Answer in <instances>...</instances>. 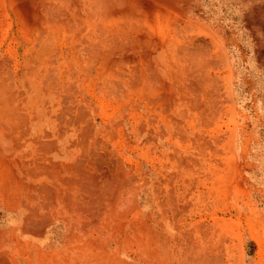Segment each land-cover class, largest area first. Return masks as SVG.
<instances>
[{"label": "rangeland", "instance_id": "rangeland-1", "mask_svg": "<svg viewBox=\"0 0 264 264\" xmlns=\"http://www.w3.org/2000/svg\"><path fill=\"white\" fill-rule=\"evenodd\" d=\"M98 1L0 0L5 264H264V0Z\"/></svg>", "mask_w": 264, "mask_h": 264}, {"label": "bare ground", "instance_id": "bare-ground-1", "mask_svg": "<svg viewBox=\"0 0 264 264\" xmlns=\"http://www.w3.org/2000/svg\"><path fill=\"white\" fill-rule=\"evenodd\" d=\"M97 1H98V0H97ZM99 1H100V2H99ZM99 1H98L99 4H105V5H107V7H108L109 4H106V3H108L109 0H106V1L99 0ZM101 1H102V2H101ZM112 1H113V0H110L109 3H111ZM87 2H88V1H87ZM105 2H106V3H105ZM122 2H123V1H122ZM90 3H91V1H89V4H90ZM92 3H93V2H92ZM45 4H46V3H45ZM45 4H44V5H45ZM96 4H97V3L95 2V4H93V6L96 5ZM99 4H98V6H99ZM111 4H112V3H111ZM49 5H50V4H49ZM49 5H48V6H49ZM101 6H102V5H101ZM101 6H100V7H101ZM45 7H46V6H45ZM90 7H91V5H90ZM95 7H96V6H95ZM95 7H94V9H93L94 11L97 10V9L95 10ZM102 7L104 8V6H102ZM102 7H101V8H102ZM12 8H13V7H12ZM96 8H97V7H96ZM103 8H102V10H103V11H106V10H105V9H107L106 6H105V9H103ZM135 8H138V7H135ZM10 9H11V8H10ZM86 9H87V8H86ZM90 9H91V8H90ZM132 9H134V8H132ZM87 10H88V9H87ZM102 10H101V11H102ZM90 11H91V10H90ZM90 11H89V14H90ZM101 11H99V12L101 13ZM110 11H111V10L106 11V12L108 13V12H110ZM133 11H134V10H133ZM147 11H148V10H147ZM97 12H98V11H97ZM135 12H136V9H135ZM14 13H15V12H14ZM132 13H133V12H132ZM16 14H17V13H16ZM19 14H20V13H19ZM91 14L93 15L94 13H91ZM97 14H98V13H97ZM104 14H105V12H104ZM108 14H110V13H108ZM108 14H107V15H108ZM124 14H125V13H124ZM126 14H127V13H126ZM98 15H99V14H98ZM98 15H96V13H95V16L98 17ZM143 15H144V14H143ZM143 15H142V16H143ZM23 16H24V15H23ZM23 16H22V17H23ZM41 16H43V14H41ZM100 16H102V15H100ZM105 16H106V14H105ZM113 16H114V15H113ZM126 16H127V15H126ZM159 16H160V15H159ZM159 16H158V17H159ZM15 17H16V16H15ZM22 17H21V18H22ZM97 17H96V19H97ZM106 17H107V16H106ZM106 17H105V18H106ZM108 17H109V18H108ZM108 17H107V18H108V21H106L107 19L103 18V19H105V21H106V22H105V28H107V24H106V23L109 22L108 25L110 24L109 19H110V18L113 19V18L111 17V15L108 16ZM118 17H119V15H118ZM160 17H161V16H160ZM44 18H45V17H44ZM51 18H52V17H51ZM57 18H58V17H57ZM57 18H56V19H57ZM89 18H90V17H89ZM114 18H115V17H114ZM98 19H100V18H98ZM111 19H110V20H111ZM45 20H46V19H45ZM57 20H58V19H57ZM116 20H118V19H116ZM148 20H149V19H148ZM52 21H53V18H52ZM103 21H104V20H103ZM50 22H51V21H50ZM53 23H56V21L53 22ZM100 23L104 25V22H100ZM62 24H63V23H62ZM98 24H99V22H98ZM36 25H37V24H36ZM54 25H55V24H54ZM159 25H160V24H159ZM178 25H179V24H178ZM38 26H39V27H38ZM38 26H37L38 28H36V32H37V33H38V32H39V33L41 32V34H42V33H43V32H42V30H43V29H42V25L39 24ZM55 26H56V25H55ZM55 26L53 27L54 30H55L56 28H57V30H58V27H55ZM60 26H61V27H64V25H63V26L60 25ZM98 26H99V25H98ZM101 26H102V25H101ZM53 28H52V29H53ZM103 28H104V27H103ZM60 29H62V28H60ZM77 29H78V28H77ZM95 29H96V28H95ZM20 30H21V29H20ZM57 30H56V32H57ZM63 30H65V28L62 29V31H63ZM60 31H61V30H60ZM73 31H74V30H73ZM73 31H72V32H73ZM31 32L33 33V31H31ZM34 32H35V31H34ZM63 32H64V31H63ZM68 32L71 33V31H68ZM101 32H102V31H101ZM29 33H30V31H29ZM39 33H38V36L41 35V34H39ZM76 33H78V32H76ZM33 34H34V33H33ZM146 34H147V33H146ZM120 36H121V35H120ZM49 40H51V39H49ZM113 41L115 42V40H113ZM116 41H117V40H116ZM131 41H132V40H131ZM131 41H130V42H131ZM117 42H118V41H117ZM117 42H115V43H117ZM133 42L135 43L136 41H133ZM138 42H139V41H138ZM115 43H114V45H116V46H114V47H117V49H118V46H119L120 44H115ZM118 43H120V42H118ZM121 43H122V42H121ZM123 43H124V42H123ZM127 43H128V42H127ZM128 44H129V43H128ZM128 44H127V45H128ZM40 45H41V43L38 44V46L41 48L42 46H40ZM42 45H43V44H42ZM44 45H45V43H44ZM117 45H118V46H117ZM129 45H130V44H129ZM129 45H128V46H129ZM132 45H134V44L132 43ZM112 46H113V45H112ZM45 47H46V46H45ZM45 47L43 46L42 48H45ZM114 47H113V48H114ZM126 47H127V46H126ZM40 48H39V49H40ZM113 48L111 47V51L114 50ZM37 53H38V52H37ZM42 57H43V56L41 55V59H43ZM36 59H38V57H37ZM186 69H187V68H186ZM37 74H39V72H37ZM19 76H20V75H19ZM191 76H192V75H191ZM0 81H1V80H0ZM172 81H173V79H172ZM36 82H37V81H36ZM33 83H34V82H33ZM38 84H40V83L38 82ZM38 84H35V85L38 87ZM9 85H10V84H9ZM31 85H32V84H31ZM3 86L5 87L6 85L4 84ZM3 86L1 85V86H0V89H1V87H3ZM10 86H11V85H10ZM12 86H13V85H12ZM29 86H30V85H29ZM176 86H177V85H176ZM5 90L7 91V86L5 87ZM4 92H5V91H3V93H4ZM21 92H22V91H21ZM67 93H68V92H67ZM182 93H183V92H182ZM0 94H2V92H1ZM69 94H70V93H69ZM4 95H5V94H4ZM19 95H20V94H19ZM5 98H6V95H5ZM8 100H9V99L7 98V101H6L5 103H7V102L10 103V102H12V99H11V101L9 100L10 102H9ZM5 103H4V104H5ZM0 106H1V104H0ZM15 107H16V106H15ZM33 107H34V106H33ZM215 107H216V105H215ZM13 113H14V112H13ZM10 115H11V114H10ZM15 116H16V115H15ZM33 117H34V116H33ZM19 119H20V118H19ZM20 122H21V121H20ZM23 122H24V121H23ZM2 125H3V124H2ZM0 129H1V128H0ZM90 131H91V130H90ZM86 132H87V130H86ZM5 133H6V132H5ZM82 133H83V131H82ZM90 133H91V132H90ZM81 135H82V134H81ZM88 135H89V134H88ZM5 136H6V135H4V138H5ZM78 136H80V135H78ZM85 137H87V135H86ZM6 138H8V137L6 136ZM88 138H89V137H88ZM83 140H84V139H83ZM79 142H80V141H79ZM83 143H84V142H83ZM86 143H87V142H86ZM85 146H86V145H85ZM85 148H86V147H85ZM84 151H85V150H84ZM106 153H107V152H106ZM85 154H86V153H85ZM106 155H107V154H106ZM48 161H49V159H48ZM50 163H51V162H50ZM40 165H43L42 167H44V164H40ZM54 166H55V165H54ZM39 167H40V166H39ZM51 167H52V164H51ZM42 170H43V169H42ZM81 171H82V169H81ZM34 172H35V171H34ZM40 172H41V171H40ZM52 172H53V171H52ZM37 173H39V172H37ZM88 174H89V173H88ZM80 175H81V174H80ZM86 175H87V174H86ZM50 176H51V175H50ZM87 176H88V175H87ZM51 177H52V176H51ZM73 177H74V176H73ZM73 177H72V178H71V177H70V178H66V177L64 178V180H65V179H66V180H65V182H64V181H63V182L66 184V186L69 187V185L72 186L73 184H76L75 182H73V184H72V180L74 181ZM83 178H84V176H83ZM86 178H87V177H86ZM84 180H85V179H84ZM86 180H87V179H86ZM76 182H77V181H76ZM64 183H63V184H64ZM92 183H93V182H92ZM67 184H68V185H67ZM94 184H95V183H94ZM96 184H97V183H96ZM43 187H45V186H43ZM84 187H85V186H84ZM95 187H96V185H95ZM52 188H53L52 190H54V191H49L50 193H48V194H47L46 192H44V193H46L47 196H48V195H51L52 198H56V197H57V193H58V200L63 201V202L68 203V204H71V203H73V202H74V203L77 202L76 199H73V198H72L73 195H72V196L69 195L70 193H68V194H66V195H65V194L63 195V194H61V190H60L59 188H58V192H57V188H56L55 186H54V187L52 186ZM84 194H85V193H84ZM92 194H93V193H92ZM92 194L88 193V196L91 195V196L93 197V195H94L95 193H94L93 195H92ZM95 195H96V194H95ZM91 196H90V197H91ZM92 197H91V198H92ZM91 198H89V199H90V200H89V203H92V204H93L94 201L91 202V201L93 200V198H92V199H91ZM75 205H76V204H75ZM92 223H93V222H92ZM163 249H164V248H163ZM158 251H159V249H158ZM163 251H164V250H163ZM1 256H2V253H1V255H0V264H5V262H4V261L6 260V259L4 260L5 256H2V257H1ZM3 257H4V258H3Z\"/></svg>", "mask_w": 264, "mask_h": 264}]
</instances>
